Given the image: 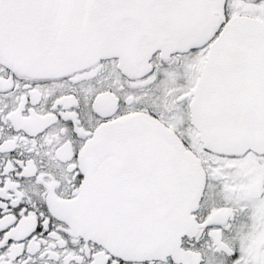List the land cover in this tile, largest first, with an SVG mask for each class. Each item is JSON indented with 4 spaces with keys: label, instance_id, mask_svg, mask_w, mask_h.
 Segmentation results:
<instances>
[{
    "label": "snow or ice",
    "instance_id": "1",
    "mask_svg": "<svg viewBox=\"0 0 264 264\" xmlns=\"http://www.w3.org/2000/svg\"><path fill=\"white\" fill-rule=\"evenodd\" d=\"M0 264H264V0H0Z\"/></svg>",
    "mask_w": 264,
    "mask_h": 264
}]
</instances>
